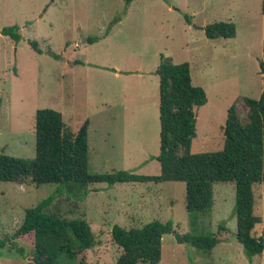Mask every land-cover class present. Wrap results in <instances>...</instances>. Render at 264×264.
<instances>
[{
  "label": "rangeland",
  "instance_id": "obj_1",
  "mask_svg": "<svg viewBox=\"0 0 264 264\" xmlns=\"http://www.w3.org/2000/svg\"><path fill=\"white\" fill-rule=\"evenodd\" d=\"M262 8L263 0H0V30L17 24L21 33L18 42L0 33V153L34 157L36 111L49 107L74 132L89 119V172L159 173L161 54L189 62L193 83L207 93V103L196 108L192 152L222 149L230 106L236 102L244 117L242 98H259L264 91ZM218 21L235 23L237 35L208 38L204 27ZM89 187L76 201L60 183L0 182V241L20 227L25 208L59 192L55 202L63 213L84 216L102 240L87 251L86 264H116L122 250L112 239L114 224L130 228L156 218L174 225L163 236L157 264H264V251L249 257L237 240L234 182L214 183L213 208L202 225L221 242L210 255L176 240L191 231L184 182ZM255 189L262 217L254 230L258 236L264 235V182ZM219 224L225 229L219 231ZM16 245L32 251L26 242ZM0 264H27V258L8 243L0 245Z\"/></svg>",
  "mask_w": 264,
  "mask_h": 264
},
{
  "label": "trees",
  "instance_id": "obj_2",
  "mask_svg": "<svg viewBox=\"0 0 264 264\" xmlns=\"http://www.w3.org/2000/svg\"><path fill=\"white\" fill-rule=\"evenodd\" d=\"M131 2L132 0H127ZM264 13V0H263ZM191 24V17L185 14ZM208 38H233L235 23L218 21L204 27ZM0 33L15 41L21 38L17 24L4 26ZM96 37H89L95 42ZM29 44L43 50L36 40ZM264 73V63L261 62ZM159 75L160 163L157 174H136L126 169L106 173L89 172V119L74 132L63 114L54 108H39L35 118V155L32 158L0 153V182L23 184L30 179L40 186L60 183L68 199H84L94 183L113 185L121 182H170L186 184L185 205L190 216L191 231L177 234L179 243L191 244L210 255L221 242L218 233L202 225L209 218L214 204V183L231 181L236 186L234 213L237 219V240L251 257L264 251V235L254 230L262 222L256 212L255 186L264 182V91L259 98L244 96L246 115L243 117L236 102L229 110L224 127V146L220 150L194 153L191 150L197 135L196 108L207 103V93L195 85L190 63H174L161 54ZM264 78V75H263ZM54 192L37 204L25 208L20 227L9 239L0 241L2 247L10 243L27 264H86V253L102 244L84 216L68 217L62 204L55 202ZM219 231L224 225H218ZM174 232L171 221L153 219L144 225L126 228L114 224L112 239L121 248L116 264H157L162 259L163 236ZM17 242L28 243V254Z\"/></svg>",
  "mask_w": 264,
  "mask_h": 264
},
{
  "label": "crops",
  "instance_id": "obj_3",
  "mask_svg": "<svg viewBox=\"0 0 264 264\" xmlns=\"http://www.w3.org/2000/svg\"><path fill=\"white\" fill-rule=\"evenodd\" d=\"M134 0L131 1V4L133 3ZM116 74H118V72L116 71Z\"/></svg>",
  "mask_w": 264,
  "mask_h": 264
}]
</instances>
